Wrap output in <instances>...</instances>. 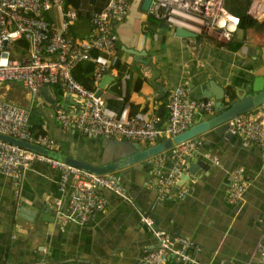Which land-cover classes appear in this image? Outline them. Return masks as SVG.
Returning <instances> with one entry per match:
<instances>
[{"label": "crops", "instance_id": "crops-1", "mask_svg": "<svg viewBox=\"0 0 264 264\" xmlns=\"http://www.w3.org/2000/svg\"><path fill=\"white\" fill-rule=\"evenodd\" d=\"M141 1L133 0L125 16L112 24L116 47L108 60L109 78L100 87L101 79L93 81L92 60L82 61L92 63L89 72H76L88 89L100 90L105 110L117 119L156 115L163 125L164 96L179 84L186 87L189 96L200 98L201 88L211 80L224 89L225 98L229 91L234 97V89L251 77L264 80V19H256L262 23L259 29L233 33L234 41L241 39L237 49L221 48L212 38L193 46L175 35L170 24L142 10ZM105 2L66 0L65 6L79 8L68 33L83 38L90 28V13L100 10ZM44 15L60 26L57 8ZM95 54L92 52L94 57ZM26 55L27 46L25 53L15 58ZM49 89L52 105L45 104L38 94L31 98L19 81L0 83V98L26 108L28 124L52 141L53 151L88 161L98 159L103 152L102 162L107 158L108 148L126 139L109 138L102 148L101 137L83 135L73 126L62 127L55 118V107L76 112L82 108L83 100L56 86ZM212 113L197 112L191 123ZM216 139L213 136L209 139L212 144L203 147V138H193L201 143L191 150L189 162L202 160L206 166L198 167L180 184L188 188L182 196L157 199L153 187L145 183L151 165H130L111 171L125 195L103 190V209L83 223L61 220L70 213V188L58 190V169L36 163L22 171L16 188L10 177L0 172V264H45L43 260L36 262L40 254L51 264L61 261L140 264L142 249L156 247L154 237L139 222L140 212L148 214L156 228L184 235L197 243L200 248L194 255L200 261L262 264L258 247L264 239V153L255 146H242L237 138L234 141ZM203 153L215 156L217 161H211ZM169 165L167 162L166 167ZM238 166L248 176V182L241 199L230 203L226 196L229 175ZM180 185L176 184L173 192ZM56 198H60L59 213L53 209ZM163 264L178 262L170 256Z\"/></svg>", "mask_w": 264, "mask_h": 264}, {"label": "built area", "instance_id": "built-area-1", "mask_svg": "<svg viewBox=\"0 0 264 264\" xmlns=\"http://www.w3.org/2000/svg\"><path fill=\"white\" fill-rule=\"evenodd\" d=\"M133 0H106L98 11L89 15L90 28L83 38L68 33L69 26L77 19L79 8L65 6L64 0H0V83L19 81L33 98L43 86H56L64 93L75 94L83 100L79 111L66 112L55 107V118L62 127H76L83 135L109 138H126L146 145L158 139L173 136L188 128L197 112H211L213 100L195 98L179 84L164 96L166 120L161 124L159 116L144 119L129 117L117 119L105 110L103 97L94 89L85 88L72 75L73 67L82 61H94L92 79L97 82L108 71V60L116 47L114 21L123 18ZM224 0H150L147 13L163 20L172 27H180L194 33L186 37L189 44L198 46L212 38L219 47L229 41L236 30L237 17L223 6ZM57 8L60 26L49 21L44 13ZM246 13L252 19H264V0H248ZM22 38L26 42L27 55L11 56L12 41ZM92 52L96 53L95 57ZM26 108L0 98V133L50 148L52 141L27 122ZM226 130L236 137L242 146H255L264 153V102L250 111L226 120ZM200 140L187 139L173 144L147 158L151 172L146 185L153 187L159 200L180 197L187 187L173 188L181 173H187L188 157ZM216 162L217 158L203 153ZM170 162L169 167L166 163ZM40 163L59 170L57 188L67 187L70 213L62 221L83 223L90 220L105 204L102 191L109 189L121 196L125 190L112 172L95 174L65 163L32 149L0 139V172L8 175L16 188L22 171ZM248 176L241 167H235L229 175L226 196L230 203L241 199ZM16 192V189H14ZM60 198L55 199L53 209L59 213ZM139 222L146 227L156 241L153 249L143 248L140 260L144 264H163L172 256L178 264H213L198 260L194 253L197 243L184 235L170 234L156 228L151 217L139 213Z\"/></svg>", "mask_w": 264, "mask_h": 264}, {"label": "water", "instance_id": "water-1", "mask_svg": "<svg viewBox=\"0 0 264 264\" xmlns=\"http://www.w3.org/2000/svg\"><path fill=\"white\" fill-rule=\"evenodd\" d=\"M150 0H142L141 1V9L147 10L148 4ZM175 35L185 39L186 37H195L196 35L188 30H185L180 27H174ZM133 53L134 51H130ZM109 78L108 74L104 73L101 80L98 83L100 87L101 84ZM100 90L97 89L95 91V95H98ZM201 97L200 98H210L213 100V108L212 114L208 117H205L203 120H198L194 123H190L188 128L184 131L177 133L170 137H165L160 141L142 146L139 142H130L127 139H123L120 142H116L110 148H108L105 152L106 160L100 161L101 157L104 156L103 152L100 154L99 158H95V160L88 161L86 159L76 158L67 154H61L60 152L53 151L50 148L42 147L33 143H29L27 141L17 139L15 137L1 134L0 139L8 141L10 143H14L20 145L22 147H26L32 149L34 151L41 152L46 155H51L56 159L63 160L65 163L76 166L80 169H83L87 172L95 173V174H104L106 172H111L120 168H124L132 165H147L149 166V162L146 160L149 156L154 155L163 150H167L173 146V144L180 143L187 139H193L197 136H200L204 140L202 141L203 147L205 144H212L209 139L213 136H216L217 139L221 138V141L228 140L234 141L236 137L230 134L228 130H226V123H224L229 118L250 111L259 104L264 102V80L261 82V79L258 77L249 78L244 85L240 87H236L234 89V98L230 102H224L227 96L224 98V89L220 86L214 84V82L207 81V86L201 88ZM38 95L42 98L43 102L47 105H52L53 96L49 89V86H43L38 89ZM210 130V131H208ZM207 131V132H206ZM102 148L105 143L109 141V137H101L99 138ZM217 139L215 141H217ZM206 164L202 160H197L195 163L189 162L187 167V173H181L176 182L177 185H180L182 182L189 179V176L194 174L198 167L204 169ZM133 167V166H132ZM258 252L260 255V261L264 264V239L258 247ZM45 264L49 263V260H45V255L40 254L38 258H36V262L39 263L42 261ZM43 264V263H40ZM52 264H90L84 261L82 262H55ZM144 264V263H140Z\"/></svg>", "mask_w": 264, "mask_h": 264}, {"label": "trees", "instance_id": "trees-1", "mask_svg": "<svg viewBox=\"0 0 264 264\" xmlns=\"http://www.w3.org/2000/svg\"><path fill=\"white\" fill-rule=\"evenodd\" d=\"M65 2H66V0H64V5H65ZM247 5H248V0H224V2H223L224 8L230 14L237 17V25H236L235 32H242V34H243V32L248 28L259 29L262 26L261 22L257 21L256 19H252L248 16V14L246 13ZM77 6H79V2L77 3ZM232 37L229 39V41L227 43H225V45H223L224 48H226V49H237L240 47L241 39H235V41H234V39H232ZM25 50H26V43L22 38H19L16 41H14L12 44L11 56L12 57H15V56L19 57L25 53ZM83 65H86V67H84ZM91 66H92L91 62H89L88 64L81 62V63H77V65L72 70L73 77L76 80H78L84 87H86L84 80L80 79V77H78L80 75H78V73L76 74V72L78 70L89 72L91 70V68H90ZM233 98L234 97H233L232 92L229 91L227 93V98L224 102H230V101H232ZM31 128L34 129L33 127H31ZM41 132H43V131H41Z\"/></svg>", "mask_w": 264, "mask_h": 264}]
</instances>
